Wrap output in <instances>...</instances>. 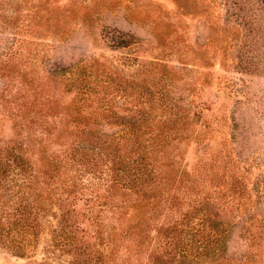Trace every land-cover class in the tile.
I'll return each mask as SVG.
<instances>
[{"label":"rangeland","instance_id":"1","mask_svg":"<svg viewBox=\"0 0 264 264\" xmlns=\"http://www.w3.org/2000/svg\"><path fill=\"white\" fill-rule=\"evenodd\" d=\"M226 4L0 0V166L21 158L33 175L29 195L39 194L29 222L12 234L22 255L3 237L0 264H70L54 243L63 224L87 247L114 237L108 264H264V202L256 198L264 182V22L252 25L251 12ZM152 62L176 103L170 114L182 116L164 132L172 182L145 179L141 208H123L129 194L120 185L130 183L137 153L149 154L148 141L139 145L128 126L147 109L137 94L156 92L144 76ZM94 86L99 92L84 108L78 91ZM153 114L168 119L164 109ZM79 144L88 149L77 167L70 158ZM163 185L162 197H151ZM17 198H0L2 236ZM198 198H209L203 206L220 232L218 243L205 242L211 248L197 240L196 229L207 236L208 223L191 217L190 227L180 225ZM256 213L263 221L246 223ZM175 220L186 258L167 252ZM196 251L209 256L197 260Z\"/></svg>","mask_w":264,"mask_h":264},{"label":"trees","instance_id":"2","mask_svg":"<svg viewBox=\"0 0 264 264\" xmlns=\"http://www.w3.org/2000/svg\"><path fill=\"white\" fill-rule=\"evenodd\" d=\"M226 3H228L232 8L235 10L245 14V12H251V18L250 20L252 21V25H254L256 22L259 24L260 20L263 19L264 22V0H223ZM227 5V4H226ZM247 8V10H245ZM243 20V19H241ZM264 30V29H263ZM159 36V35H158ZM161 38V36H160ZM121 46V45H118ZM255 54L254 55H259V49H254ZM245 58V56H244ZM250 60H253V57L249 59L246 58V60L243 59L246 64L250 65ZM245 64V63H244ZM152 69L154 70H145L144 76L145 79L147 78L148 81H150L149 85L152 89H155L156 92L153 95H150L147 97L144 94H137L139 95V98H137L139 103H143L144 107L143 109H146V112L142 114V117L136 121H134L132 124H130L128 127L131 129L132 133L130 134L131 137L133 135L135 136L134 139L138 141V144H142L144 141H148V145L144 146L149 151V154L145 152V150L142 148L141 151L137 153L138 158L136 160H133V168L130 171L129 170V175L131 176L130 183L128 184H121L120 188H124L126 192L129 194V200L126 201L124 204L123 208H141L142 205L138 204V198L140 194H142L143 188L141 186L143 184H146L145 179H151L152 182L154 183L155 180L161 181L162 179H165V184L172 180V175L168 174L169 172L166 171V167L168 168L171 163L172 159L170 156V152L166 151L168 150L169 143L167 141L168 137L167 135L164 134L165 130L168 129L169 127V121H172L174 124L170 126L176 125V122L182 119V116H179V120H176V113L175 114H170L172 111L176 110V103L173 102L172 99H169L168 91L166 85H163L162 81L163 78L155 76L156 74H160L158 72V68L160 67L159 64L156 62H152L151 64ZM151 71V72H150ZM148 72V73H147ZM97 86H94L92 88L87 87L86 90L84 89L82 91L84 92H79L80 97L82 98L83 101V107L87 108V102L91 101L93 99L94 95L96 96L98 94V90L96 88ZM106 87L101 86L100 92L102 94H105L106 91L104 90ZM81 91V90H80ZM102 107V110L104 109V106ZM153 107L156 109H164L167 114H168V119L165 117L164 119H161V116H157L156 114H153ZM80 109H78L79 111ZM77 113L78 116H80V111ZM169 111V113H168ZM166 114V113H165ZM152 115V116H151ZM169 115H173L175 119H170ZM185 119V117H183ZM148 128L149 133L142 131V128ZM135 132V133H134ZM141 133V134H139ZM87 146H81L80 144L75 147V153L73 156H71V162L75 166L81 165L82 159L86 156V153L84 152L87 150ZM93 150V149H92ZM15 157H13L14 161ZM67 163V162H66ZM31 171L30 168L24 167L21 161V158H19L18 163L15 164L14 167L11 166H6V168H2L0 166V198H4L3 201H7L8 197L10 196H17L18 202L16 203V207L14 210V219L11 221H7L6 225L7 229L4 230V234L2 236V231H0V244L4 245V239H7L8 242H6V247L10 248L14 253L22 255V250L20 247L21 242L15 241V236L12 234H18L19 233V226L18 225H23L25 226L28 221V217H30L31 214V209L34 204L38 203L37 196L39 194L34 191L32 196L29 195V190H31V183L29 181L30 177H33V175L29 172ZM171 171V170H170ZM121 180V179H120ZM172 181H170L171 183ZM179 182V181H178ZM181 182V181H180ZM118 183L116 182L114 185H111L113 188L116 189ZM159 187L157 190H153V193L151 197L153 198H160L162 197L165 186ZM183 197L185 196L184 193ZM98 195V193H97ZM92 197V194H90ZM95 198V194L93 195ZM131 196V197H130ZM178 196V195H177ZM188 197V196H187ZM256 198H257V203L261 204L260 200L264 202V182L259 183L257 186V191H256ZM191 200V198H189ZM209 198H205V200L208 201ZM132 200V202H129ZM204 199L198 198L194 199L193 201H190L196 205L192 206V208L195 207V209L191 210V212H186L183 214L185 222L180 223V225L188 228L190 227V223L194 222V220L191 217H194V219H198L199 223L202 224L208 223L210 231L207 236H203V232L206 230H201V229H196V231H199L198 234V239L200 243H204V248L211 245H207L205 242H209L208 244H212L213 242L216 244L218 243V237H219V230L215 226V215L212 212H209L207 208H205L203 205L205 204ZM190 206V203H189ZM199 206H202L198 208ZM142 209L139 211L142 213ZM264 211V209H262ZM144 215V213H143ZM36 215H33V219H35ZM262 217L261 214H253L249 219L247 220L246 223H249L252 225V222H262L263 218L259 219ZM193 220V221H191ZM191 221V222H190ZM250 221V222H249ZM60 222L64 223L67 222L65 218L60 217ZM203 225V224H202ZM176 228H178L176 230ZM62 231H60V234H57L54 236V243H58V247L60 249H63L67 254L72 258V261L70 264H108L111 261V258L114 254V248L113 244L115 242V238H105L106 241H103L102 238L100 239V243L97 244V249L95 247H87L82 239L86 238L84 235L80 236L79 238L76 235L77 230L74 232L73 228L71 226L67 225H62ZM184 229L183 227H178L176 226V220L173 221V229L171 231V236H170V242H166L167 246L170 248L167 252L176 255H183V257L186 258V255H184V252H181L184 250V247L179 246V238H178V233L182 232ZM138 234L137 235V244H141L139 241L142 239V229L137 230ZM207 231V230H206ZM82 233V232H81ZM127 238L130 240H133V237H135V234H129L128 232L123 235V238ZM200 236V237H199ZM99 240V239H98ZM196 241V240H195ZM17 242V243H16ZM116 244V243H115ZM109 246V247H107ZM98 247H103L102 250L98 249ZM107 247V248H106ZM165 247V246H164ZM176 247V250H175ZM95 248V249H94ZM105 248L106 253L104 252ZM111 248V249H109ZM191 249V248H189ZM214 250V249H213ZM208 251L205 254H202L201 252L196 251L195 253L191 252L190 256L193 258L200 260V257H203L204 255L209 256L207 254ZM215 257H218V254L215 253L211 259H215Z\"/></svg>","mask_w":264,"mask_h":264}]
</instances>
